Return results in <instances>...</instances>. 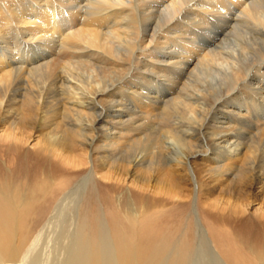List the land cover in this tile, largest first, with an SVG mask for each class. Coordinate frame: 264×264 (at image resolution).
Returning <instances> with one entry per match:
<instances>
[{
    "label": "bare ground",
    "instance_id": "1",
    "mask_svg": "<svg viewBox=\"0 0 264 264\" xmlns=\"http://www.w3.org/2000/svg\"><path fill=\"white\" fill-rule=\"evenodd\" d=\"M0 134L67 166L50 186L0 180V264H228L198 218L190 242L120 209L114 230L103 207L94 227L83 203L96 177L181 183L175 165L196 189V170L227 183L244 199L222 205L246 213L264 187V0H0ZM172 184L155 193L189 199Z\"/></svg>",
    "mask_w": 264,
    "mask_h": 264
},
{
    "label": "rangeland",
    "instance_id": "2",
    "mask_svg": "<svg viewBox=\"0 0 264 264\" xmlns=\"http://www.w3.org/2000/svg\"><path fill=\"white\" fill-rule=\"evenodd\" d=\"M130 135L131 134L125 133V136L127 137H129ZM35 143L36 141L34 138H31L28 143L23 144L19 142L9 143L5 139L3 140V138H0V180H7L14 185H19L20 183H45L44 186H50L47 183H52V181H55V177L62 174L61 169H65L67 168V166H65L56 157L43 152L39 148V145ZM96 151H99V149H96ZM96 166L99 167L98 162H96ZM155 167L157 166L155 165ZM182 169V167H178L175 165L171 168L172 173H175L174 176H182L183 180L181 179V183L164 184L157 183L156 180L152 179L149 181L150 183H147L148 185L150 184V187L141 185L146 183H134L132 177L128 178L127 183L113 182L105 184L99 177H96L95 182L97 185V191L88 189L85 193L86 196L84 197L86 198L84 201L87 200V202H84L83 204L84 206H89V209L92 212L90 213L91 217L99 212V208L101 209L103 207L106 213L107 221L112 230H114L113 228L115 227L113 226L116 223L113 221L111 211L115 210V213L113 214V216L115 217L118 216V210L120 209V212H122L121 215H123V219H120L119 221L126 226L131 222L135 225L140 223L142 227L146 228L145 230L141 231H149V229L154 228L155 226L156 228L158 227L159 231L169 230L175 236H179L182 232L187 231L188 233L186 235V238H188L190 242H192L194 240V237L196 236V232L194 231H196L197 228L198 222L196 219L198 218L202 225L205 227L210 239L213 240L212 243H214L215 247L220 252L222 251L220 249L221 247H223L224 251H226L222 252V256L228 264H232V258L235 256L238 257L237 259H239L240 257L239 260L235 259L240 262L239 264H264V235L259 237V241L255 234L260 230L262 232L264 230V217H262V212L260 211L261 207L264 208V187H262L261 184H256L255 188H251L250 192L247 195L248 199L246 198V213L238 215V213L232 212L233 210L232 208H230V206L225 207L223 205H230L229 203H227L228 201L231 204H233V202L235 203V201L237 202V200L242 201V199H244V196H241V194L239 196L235 192L232 193L231 191H228V188L226 186L227 183L212 184L213 182L211 183V180L208 179V177H200L205 174H203V170H196L197 173L200 172L197 174L199 179L198 181H200V183H198V188L196 189V183H193L191 179H188L187 175L191 174L188 173L187 170L186 172ZM88 171L89 169H86L85 172H81V175L83 176L85 173H88ZM44 172H48V176L47 178L44 177L41 181V176ZM138 172L139 174H142V171ZM76 173L78 172H72L71 174L69 173V176H71V180L73 177H77L78 174ZM160 176L162 177V173L160 174ZM37 179H40L39 182H36ZM163 184H175V186H172L175 188L176 185H179L177 190H183L185 194H189V199L180 202L172 201L170 198H166L162 195L157 194L161 193L157 192V189L161 186H164ZM155 187L158 188L154 189ZM262 188L263 190H261ZM50 190H53V187ZM208 193L209 195H211L209 196L210 200L213 197H218V199L221 201V203L217 206L218 208L212 209L209 207V201L207 199ZM42 198L43 197H41V199ZM46 199L47 197L44 200ZM46 205L47 204H45V206ZM45 209L46 213L44 214H37V211L39 210L37 209V211H35L37 215L31 217L27 221L28 223L29 221H31V223H29L31 224V228L29 229V231L31 232V235L34 236L33 239L35 241H38L41 235V231L48 220L47 218L49 208L46 206L43 210ZM136 209L138 212L136 211ZM192 210L195 211V214ZM145 213L148 214L145 220H142L140 217H138L137 220L134 218L135 215L140 216L141 214ZM162 215L166 217L163 218ZM92 220L93 221L91 222V224H93V226L95 227L96 225L93 217ZM212 227L213 232L211 229ZM242 228L243 230H241ZM222 234L224 236H221ZM228 239H231V242L236 243V245L233 244V247H226L225 245H223L224 242L228 244ZM144 240L142 238L140 240L143 245H145Z\"/></svg>",
    "mask_w": 264,
    "mask_h": 264
}]
</instances>
